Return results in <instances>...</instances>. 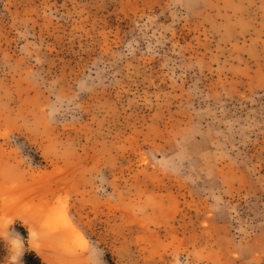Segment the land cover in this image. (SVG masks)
I'll use <instances>...</instances> for the list:
<instances>
[{
	"label": "rangeland",
	"instance_id": "374dc122",
	"mask_svg": "<svg viewBox=\"0 0 264 264\" xmlns=\"http://www.w3.org/2000/svg\"><path fill=\"white\" fill-rule=\"evenodd\" d=\"M0 264H264V0H0Z\"/></svg>",
	"mask_w": 264,
	"mask_h": 264
},
{
	"label": "clouds",
	"instance_id": "9594fccd",
	"mask_svg": "<svg viewBox=\"0 0 264 264\" xmlns=\"http://www.w3.org/2000/svg\"><path fill=\"white\" fill-rule=\"evenodd\" d=\"M22 255V254H21Z\"/></svg>",
	"mask_w": 264,
	"mask_h": 264
}]
</instances>
